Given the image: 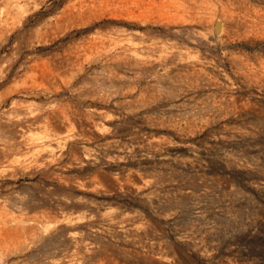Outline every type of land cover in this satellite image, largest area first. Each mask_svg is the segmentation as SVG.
Listing matches in <instances>:
<instances>
[{
    "label": "rangeland",
    "instance_id": "obj_1",
    "mask_svg": "<svg viewBox=\"0 0 264 264\" xmlns=\"http://www.w3.org/2000/svg\"><path fill=\"white\" fill-rule=\"evenodd\" d=\"M172 1L0 0V264H264V0Z\"/></svg>",
    "mask_w": 264,
    "mask_h": 264
},
{
    "label": "bare ground",
    "instance_id": "obj_2",
    "mask_svg": "<svg viewBox=\"0 0 264 264\" xmlns=\"http://www.w3.org/2000/svg\"><path fill=\"white\" fill-rule=\"evenodd\" d=\"M171 1H172V0H170V2H171ZM175 1L178 3L179 0H178V1L175 0ZM180 2H183V1L180 0ZM173 3H174V6H176V7L178 6L177 4L175 5V2L172 1V4H173ZM170 4H171V3H170ZM181 4H182V3H181ZM178 7H179V6H178ZM180 7H181V6H180ZM130 41H131V46H132V43H134V42H132L133 40H129V42H130ZM135 44H137V46L139 45L138 42L135 43ZM133 45H134V44H133ZM131 46H130V47H131ZM132 47H133V46H132ZM134 47H135L134 50L139 48V47L136 48V46H134ZM132 49H133V48H132ZM136 51H137V50H136ZM136 51H135L134 53H136ZM137 54H138V53H137ZM32 139H33L34 141L37 142V141H39V140H43V136H39V137H35V138L33 137ZM43 144H44V146H45L46 148H50V147H51V143H50V142H46V141L43 140Z\"/></svg>",
    "mask_w": 264,
    "mask_h": 264
}]
</instances>
